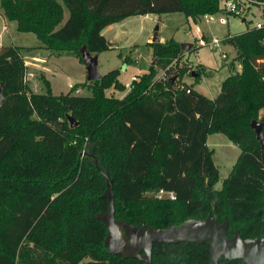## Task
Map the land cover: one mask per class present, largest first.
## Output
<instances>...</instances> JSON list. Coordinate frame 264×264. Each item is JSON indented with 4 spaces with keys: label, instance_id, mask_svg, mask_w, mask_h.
Segmentation results:
<instances>
[{
    "label": "trees",
    "instance_id": "obj_1",
    "mask_svg": "<svg viewBox=\"0 0 264 264\" xmlns=\"http://www.w3.org/2000/svg\"><path fill=\"white\" fill-rule=\"evenodd\" d=\"M0 1L1 15L20 32L82 62L83 46L93 55L112 49L103 30L131 16L184 12L197 20L225 10V0ZM224 42L242 70L227 76L215 99L172 76L171 64L186 53L174 37L148 43L156 61L123 98L106 92L124 84L118 69L88 81L86 94L55 95L49 80L44 93L30 92L24 47L1 46L0 264H146L105 245L108 226L98 215L109 202L101 169L113 183L116 219L169 228L212 213L219 223L228 219L229 237L235 230L264 237V149L252 128L254 120L264 125V27ZM158 67L170 76L156 78ZM69 115L79 125L71 127ZM214 133L241 149L220 189L207 144ZM160 189L177 198H156ZM152 264L213 263L208 242H181L154 243ZM214 264L245 262L222 256Z\"/></svg>",
    "mask_w": 264,
    "mask_h": 264
},
{
    "label": "rangeland",
    "instance_id": "obj_2",
    "mask_svg": "<svg viewBox=\"0 0 264 264\" xmlns=\"http://www.w3.org/2000/svg\"><path fill=\"white\" fill-rule=\"evenodd\" d=\"M59 1L62 2V0ZM64 8L65 20H67L69 10L66 6ZM207 17H210V21ZM207 17L202 16L194 20L188 18L184 12L140 15L105 29L103 34L111 39V42H115V46L98 54L99 72L103 75L118 69L120 82L124 83L119 89L110 87L106 90L107 94L121 97L130 93L132 77L136 74L141 77L150 70L152 64L154 65L156 57L148 43L152 42L158 26L161 42H167L174 37L181 43H192L194 47H198L187 50L181 62L173 61L170 66L173 67L172 76L177 77L179 74L180 81L193 86L205 96L215 99L220 94L222 83L227 76L242 70L241 62L235 60L237 57L235 48L224 41L261 21L262 7H254L252 12L245 16L225 9ZM5 19L6 21L1 15L0 1V45L24 47L25 60L29 67L27 80L30 92L44 93L47 80L55 95L68 92L75 94L90 92V87L87 85L89 81L87 65L84 62H80L74 55L52 51L50 65L47 71L43 72L31 61V58L35 56L47 57V54H41L36 47L43 45L42 42L32 32H20L16 21ZM214 38L222 40L220 48H211L210 41ZM223 52L226 53L227 58L222 57ZM179 68L186 70L182 76ZM169 76L165 69L158 67L155 71L156 78L167 79ZM70 85L74 87L71 88ZM208 146L214 149L213 159L219 169L220 177L216 188L220 189L223 187L224 180L230 175L241 149L223 133L209 135ZM86 261L88 259H84L80 264H85Z\"/></svg>",
    "mask_w": 264,
    "mask_h": 264
},
{
    "label": "water",
    "instance_id": "obj_3",
    "mask_svg": "<svg viewBox=\"0 0 264 264\" xmlns=\"http://www.w3.org/2000/svg\"><path fill=\"white\" fill-rule=\"evenodd\" d=\"M245 21V20H244ZM159 27L157 26L152 42H160ZM111 44V43H110ZM182 50L193 47L192 43H181ZM82 58L87 65L88 80L100 79L98 54H91L86 46L81 49ZM3 83L0 86V104L3 99ZM71 127L79 122L73 116H68ZM264 125L258 120L252 122V128L264 149ZM84 153V152H83ZM82 153V154H83ZM96 165L98 161L96 159ZM107 179L108 188L104 197L108 198V210L98 216L108 226L105 245L111 254H123L126 258H139L146 264H152L154 243H209L211 262L217 263L224 256L227 259H243L245 264H264V237L243 238L239 230L228 236L229 221L227 218L219 223L212 213L205 219H187L181 224H172L169 228L153 227L145 221L140 225L126 220L116 219L113 183L109 175L101 169Z\"/></svg>",
    "mask_w": 264,
    "mask_h": 264
},
{
    "label": "built area",
    "instance_id": "obj_4",
    "mask_svg": "<svg viewBox=\"0 0 264 264\" xmlns=\"http://www.w3.org/2000/svg\"><path fill=\"white\" fill-rule=\"evenodd\" d=\"M224 7L229 12H234L238 15L245 16L249 15L250 12H252L254 7L261 6L262 7V20L258 21L255 25L257 28L264 27V1L259 0H225L224 1ZM207 17V15H206ZM208 21H210V17H207ZM225 21V19H223ZM222 45V40L218 38H214L210 41V46L212 49L220 48ZM1 47V46H0ZM223 58H227L226 53L223 52L222 54ZM139 80V75H134L130 81V87L132 90L135 86V82ZM71 88H73V85H70ZM190 91V89H188ZM154 196L158 199H176V194L171 191H167L165 189H160L159 191H156L154 193Z\"/></svg>",
    "mask_w": 264,
    "mask_h": 264
},
{
    "label": "crops",
    "instance_id": "obj_5",
    "mask_svg": "<svg viewBox=\"0 0 264 264\" xmlns=\"http://www.w3.org/2000/svg\"><path fill=\"white\" fill-rule=\"evenodd\" d=\"M148 15H151V14H148ZM138 16H140V15H138ZM132 17H135V16H131V17H129V18H126L125 20H128V19H130V18H132ZM4 18V17H3ZM125 20H123V21H125ZM4 21H6V19L4 18ZM123 21H121V22H123ZM120 23V22H119ZM116 24V23H115ZM112 26H113V24L112 25H110V26H108L107 28H105V29H109V28H112ZM104 29V30H105ZM103 30V31H104ZM106 37V36H105ZM107 39H108V41L112 44V46H115V42H111V39H109L108 37H106ZM40 40V39H39ZM41 41V40H40ZM179 41V40H178ZM43 44V43H42ZM0 46H3V45H0ZM36 47H38L39 48V50L41 51L40 53L42 54V53H45V54H47V57H44V56H35V57H32L31 58V61H32V64H34V66H36V67H38V68H40L43 72L44 71H47V69H48V66L50 65V60H51V58H52V56H53V54L52 53H50V52H52V50H50V49H48V48H46L45 47V45H40V46H36ZM30 48H33V47H30ZM78 60L80 61V62H82L79 58H78ZM124 97V95L123 96H121L120 98H123ZM215 134V133H214ZM211 135V134H210ZM230 140V139H229ZM231 141V140H230ZM207 144H208V141H207ZM210 149H212V148H210ZM213 151H214V149H212ZM214 155V154H213Z\"/></svg>",
    "mask_w": 264,
    "mask_h": 264
}]
</instances>
